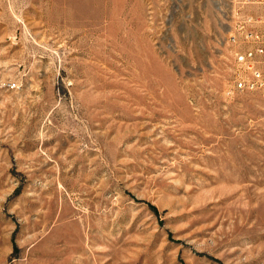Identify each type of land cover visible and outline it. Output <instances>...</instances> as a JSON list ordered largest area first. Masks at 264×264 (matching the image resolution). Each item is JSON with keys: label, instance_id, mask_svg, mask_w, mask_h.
I'll return each instance as SVG.
<instances>
[{"label": "rangeland", "instance_id": "obj_1", "mask_svg": "<svg viewBox=\"0 0 264 264\" xmlns=\"http://www.w3.org/2000/svg\"><path fill=\"white\" fill-rule=\"evenodd\" d=\"M229 9L0 0V264H264V92H231Z\"/></svg>", "mask_w": 264, "mask_h": 264}, {"label": "built area", "instance_id": "obj_2", "mask_svg": "<svg viewBox=\"0 0 264 264\" xmlns=\"http://www.w3.org/2000/svg\"><path fill=\"white\" fill-rule=\"evenodd\" d=\"M225 12L229 27H234L230 42L234 50L231 92H264V0H227ZM263 64V71H256Z\"/></svg>", "mask_w": 264, "mask_h": 264}, {"label": "bare ground", "instance_id": "obj_3", "mask_svg": "<svg viewBox=\"0 0 264 264\" xmlns=\"http://www.w3.org/2000/svg\"><path fill=\"white\" fill-rule=\"evenodd\" d=\"M256 71H263V69H259V68H257V66H256Z\"/></svg>", "mask_w": 264, "mask_h": 264}]
</instances>
